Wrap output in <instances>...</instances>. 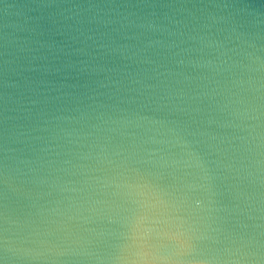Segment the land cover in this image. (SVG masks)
<instances>
[{
    "label": "water",
    "instance_id": "1",
    "mask_svg": "<svg viewBox=\"0 0 264 264\" xmlns=\"http://www.w3.org/2000/svg\"><path fill=\"white\" fill-rule=\"evenodd\" d=\"M0 264H264V0H0Z\"/></svg>",
    "mask_w": 264,
    "mask_h": 264
}]
</instances>
